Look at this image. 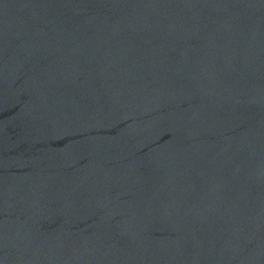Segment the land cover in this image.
I'll return each mask as SVG.
<instances>
[{"label":"water","instance_id":"95a60500","mask_svg":"<svg viewBox=\"0 0 264 264\" xmlns=\"http://www.w3.org/2000/svg\"><path fill=\"white\" fill-rule=\"evenodd\" d=\"M0 264H264V0H0Z\"/></svg>","mask_w":264,"mask_h":264}]
</instances>
